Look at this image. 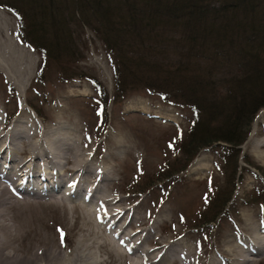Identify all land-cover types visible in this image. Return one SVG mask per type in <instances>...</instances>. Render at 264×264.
<instances>
[{
    "label": "rangeland",
    "instance_id": "rangeland-1",
    "mask_svg": "<svg viewBox=\"0 0 264 264\" xmlns=\"http://www.w3.org/2000/svg\"><path fill=\"white\" fill-rule=\"evenodd\" d=\"M79 34L82 43L77 44V50L82 54L80 59L72 65H50L49 70H45L38 79V52L20 42L14 14L0 7V64L12 68L10 75L13 72V82L0 72L2 123L8 126L15 119L23 123L30 120L43 128L47 137L63 133L77 142L83 140L90 146L88 154L95 157L93 164L103 167L106 163L105 166L113 169V181L99 184L100 188L104 189L106 185L112 188L119 204L140 212L145 224L154 229L156 236L164 237L171 243L184 241L197 248L194 256L201 253L199 262L221 264L218 255L224 249L223 245L234 235L238 236L237 231L244 228L247 220L258 221L255 226L262 228L260 221L264 220V201L260 202V199L263 197L264 200V108L250 124L247 140L239 149L237 172L232 180L223 161L225 151L221 146L225 144L222 143L200 149L185 170L172 173V169L169 170L171 176L159 177L161 172L168 170V164L169 167L182 165L179 147L191 124L190 111L162 103L157 96L145 91L131 92L121 100H113L114 74L102 43L88 28ZM7 42L13 43L14 49L3 47ZM7 56L10 60H17V56L21 60L12 64ZM28 57L36 62L29 82L22 83ZM68 75L72 77L65 81L63 78ZM101 89L107 93L106 108L101 103ZM36 110L40 116L35 114ZM40 163L46 173L55 171L44 161L35 168L39 169ZM60 181L54 183L56 187L51 192L44 186L45 190L41 193L46 192L45 196L60 195L75 188L72 200L83 202L87 187H75L73 180L66 182L63 179L65 185ZM223 193L231 197L227 206L212 223H204L211 219L214 212V209H204L205 199H211V196L217 198ZM53 209L46 210L54 217V222L51 217L48 224L56 230L61 228L68 248L74 241L76 229L71 231L73 233L68 232L66 222L62 221L64 212ZM243 235L250 239L248 233L243 232ZM251 259L249 264H264V253Z\"/></svg>",
    "mask_w": 264,
    "mask_h": 264
},
{
    "label": "trees",
    "instance_id": "trees-1",
    "mask_svg": "<svg viewBox=\"0 0 264 264\" xmlns=\"http://www.w3.org/2000/svg\"><path fill=\"white\" fill-rule=\"evenodd\" d=\"M0 7L18 21L20 42L38 52V79L50 65L80 59L79 33L88 28L112 64L113 100L145 91L190 111L182 165L168 164L159 177L185 170L200 149L222 143L233 179L239 149L264 108V0H0ZM230 198L205 199L204 209L214 212L204 223Z\"/></svg>",
    "mask_w": 264,
    "mask_h": 264
},
{
    "label": "bare ground",
    "instance_id": "bare-ground-1",
    "mask_svg": "<svg viewBox=\"0 0 264 264\" xmlns=\"http://www.w3.org/2000/svg\"><path fill=\"white\" fill-rule=\"evenodd\" d=\"M7 43L2 46L14 49L13 43ZM30 57L22 83L29 82L33 73L36 61ZM20 60L17 56V60L12 58L9 62ZM7 66L0 64V72L13 82V72L10 75L11 67ZM89 149L83 140L77 142L63 133L47 137L43 128L30 120L23 123L15 119L6 126L0 117V264H204L199 262L201 253L194 256L197 248L156 236L140 212L119 204L118 196L108 185L100 188L99 184L113 181V169L106 163L103 167L93 164L95 157L88 154ZM41 161L55 171L46 173L42 163L39 169L35 168ZM62 178L66 182L73 180L75 187H87L83 202L72 200L75 188H67L70 192L60 195L41 193L45 187L51 192L57 181L64 184ZM51 183L54 187L47 186ZM52 207L64 212L61 220L66 222L68 232L76 229L68 248L64 243L66 236L63 234L62 243L61 232L48 224L53 215L46 210ZM255 222L247 220L244 228L237 229L238 236L225 242L218 255L221 264H249L252 256H263L264 220L260 221L261 229Z\"/></svg>",
    "mask_w": 264,
    "mask_h": 264
},
{
    "label": "snow or ice",
    "instance_id": "snow-or-ice-1",
    "mask_svg": "<svg viewBox=\"0 0 264 264\" xmlns=\"http://www.w3.org/2000/svg\"><path fill=\"white\" fill-rule=\"evenodd\" d=\"M171 146V145H170ZM58 231L61 232V242L63 243V233H62V230L58 229Z\"/></svg>",
    "mask_w": 264,
    "mask_h": 264
}]
</instances>
